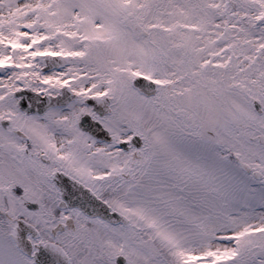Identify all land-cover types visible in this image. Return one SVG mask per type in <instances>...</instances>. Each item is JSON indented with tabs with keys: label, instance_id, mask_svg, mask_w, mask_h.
<instances>
[{
	"label": "snow or ice",
	"instance_id": "1",
	"mask_svg": "<svg viewBox=\"0 0 264 264\" xmlns=\"http://www.w3.org/2000/svg\"><path fill=\"white\" fill-rule=\"evenodd\" d=\"M0 264H264V0H0Z\"/></svg>",
	"mask_w": 264,
	"mask_h": 264
}]
</instances>
